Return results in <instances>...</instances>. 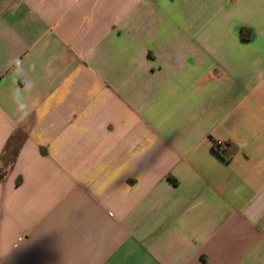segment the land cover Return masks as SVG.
Listing matches in <instances>:
<instances>
[{
  "label": "crops",
  "instance_id": "0c3cea01",
  "mask_svg": "<svg viewBox=\"0 0 264 264\" xmlns=\"http://www.w3.org/2000/svg\"><path fill=\"white\" fill-rule=\"evenodd\" d=\"M0 264H264V0H0Z\"/></svg>",
  "mask_w": 264,
  "mask_h": 264
},
{
  "label": "trees",
  "instance_id": "16d2710c",
  "mask_svg": "<svg viewBox=\"0 0 264 264\" xmlns=\"http://www.w3.org/2000/svg\"><path fill=\"white\" fill-rule=\"evenodd\" d=\"M214 149L218 150L219 149V145H217L216 143L214 144Z\"/></svg>",
  "mask_w": 264,
  "mask_h": 264
},
{
  "label": "built area",
  "instance_id": "2783aa9c",
  "mask_svg": "<svg viewBox=\"0 0 264 264\" xmlns=\"http://www.w3.org/2000/svg\"><path fill=\"white\" fill-rule=\"evenodd\" d=\"M217 145H219V144L217 143Z\"/></svg>",
  "mask_w": 264,
  "mask_h": 264
}]
</instances>
